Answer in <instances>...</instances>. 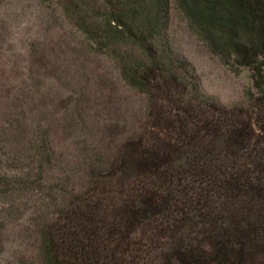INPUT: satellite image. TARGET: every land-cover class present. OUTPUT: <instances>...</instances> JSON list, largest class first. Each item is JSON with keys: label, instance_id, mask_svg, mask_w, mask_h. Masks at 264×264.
Listing matches in <instances>:
<instances>
[{"label": "trees", "instance_id": "1", "mask_svg": "<svg viewBox=\"0 0 264 264\" xmlns=\"http://www.w3.org/2000/svg\"><path fill=\"white\" fill-rule=\"evenodd\" d=\"M36 1L148 104L145 127L93 162L86 190L54 197L36 226L39 264H264V0ZM173 4L222 64L250 72L241 103L205 92L170 38ZM38 156L50 166L26 179L0 171L4 198L48 187L52 161Z\"/></svg>", "mask_w": 264, "mask_h": 264}, {"label": "rangeland", "instance_id": "2", "mask_svg": "<svg viewBox=\"0 0 264 264\" xmlns=\"http://www.w3.org/2000/svg\"><path fill=\"white\" fill-rule=\"evenodd\" d=\"M169 35L208 95L224 105L243 101L250 72L237 74L212 55L175 4ZM147 119L145 97L109 61L54 30L36 0H0V171L26 179L49 167L39 156L31 163L36 146L52 161L46 189H21L11 201L0 193V264H39L36 226L57 209L54 197L60 204L63 190H86L93 162H111Z\"/></svg>", "mask_w": 264, "mask_h": 264}]
</instances>
